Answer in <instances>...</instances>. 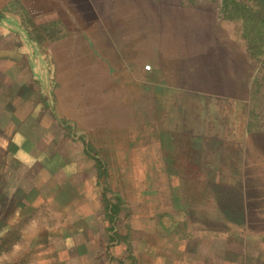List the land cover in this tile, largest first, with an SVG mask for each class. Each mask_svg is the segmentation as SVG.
<instances>
[{"label": "rangeland", "instance_id": "374dc122", "mask_svg": "<svg viewBox=\"0 0 264 264\" xmlns=\"http://www.w3.org/2000/svg\"><path fill=\"white\" fill-rule=\"evenodd\" d=\"M220 2L72 0L59 7L63 20L48 5L13 6L20 11L21 26L0 24V264H36V254L49 250L50 238L69 234L77 242L105 243L110 232L97 191H105L112 202L122 199L123 211L115 215L117 238L129 228L136 237L153 239L176 230L198 240L195 249L203 260L211 250H224L218 244L229 238L240 253L232 254L237 263H253L258 253L264 258V54H250L241 21L224 18ZM28 18L36 25L56 21L60 36L39 45L25 28ZM66 31L71 52L55 62L50 45ZM116 32L126 35V41L136 40L143 51L145 42L153 41L157 53L166 50L157 45L159 38L180 41L179 106H193L182 96L184 89L206 99L199 121L208 126L213 144L201 141L192 148V143H180L179 149L163 150L159 121L153 131L139 117L120 128L106 125L105 118L77 116L80 110L61 118L49 106L53 80L57 88L65 83L74 90L64 93L79 104L88 96L87 87H99L103 68L98 65L104 58L111 62V72L117 62L129 64L132 52L111 51L120 39ZM194 72L199 77L193 84L186 76ZM63 119L71 123L65 125ZM84 140L94 148L91 155L105 163L104 185L96 183V163L84 151ZM162 150L172 151L163 165ZM177 153L187 154L178 165ZM163 169L180 175L154 174ZM88 191L95 204L99 201L97 212H80ZM163 220L173 226L163 227Z\"/></svg>", "mask_w": 264, "mask_h": 264}, {"label": "crops", "instance_id": "0c3cea01", "mask_svg": "<svg viewBox=\"0 0 264 264\" xmlns=\"http://www.w3.org/2000/svg\"><path fill=\"white\" fill-rule=\"evenodd\" d=\"M71 2L72 0H0V24L2 27H5V25H7L6 22H10L7 26L16 27L18 25L20 27L22 16L18 14L20 12L19 9H15L13 6L26 5L30 3L50 6V11L57 12L60 15V19L63 20L60 13L62 10L59 7L63 5L67 7L71 4ZM67 10L68 9H64V13H67ZM68 12H70V10H68ZM133 32L135 33L136 30L133 29L131 33ZM69 36V31L68 33L66 31V33L62 35V39H59L61 41L56 40L57 42L50 45V53L54 61L57 59V56L61 59L63 54L64 57L67 58L68 55L66 56V54L71 52L70 45H66L69 44ZM115 36H118L120 39L116 37L117 39L113 44L111 51L113 52V49H117L120 52H128L129 54L132 52L133 57L129 59V64L127 65L123 61L121 63L117 62L111 72L109 69L111 62L104 58V63H99L98 65L100 68H103L102 72H98L100 79H98L99 81H97V83L100 84L99 87L97 89L87 87L86 92L88 93V96L85 99H81V103L79 104L75 97L67 96V94L64 93V91L67 90H74L67 87V84L65 83H62L60 88H57L55 86L57 82L54 78L55 80H53V83L55 84L52 88V100H46V102H49V106L57 110L61 118H63L62 116L71 117L73 113L70 112L71 110H80L81 112L77 113V116L105 118L108 120L106 125H118L120 128H122V125L127 123H135L133 120L139 117L144 119V123L150 124V129L153 131L154 129L156 130L155 122L157 123L159 121L161 124H157L156 126L158 129H161V131L159 130V133L161 134L160 146L163 150L165 148L175 149L177 147V149H179L180 143H186V146L187 144L192 143V148H196L201 141V143L205 142L207 144H213L214 139L212 137L210 138L211 134H209L210 130L208 126L201 125L199 121L200 118H202L201 115L203 114L200 110L201 103L206 99L200 97V94L195 95L187 93L190 89H184L182 90V96L187 99L189 98L193 102V106L189 108L179 106L181 94L180 71L178 69H180V60L179 56L176 55L180 51V41L168 40L167 43V40L164 39L163 35H160V37L163 38H159L157 40V45L164 46L166 50H161L157 53L153 50V41H150L149 43L145 42V45H148L145 46L143 51L141 48H138L136 40L126 41V35L124 36L123 33L119 32ZM101 40L102 39H100V42ZM102 45L104 46L105 42ZM58 46H60V49L57 52L56 48H58ZM63 46H65V48ZM109 46H106V48L109 49ZM168 49L172 50L168 51ZM60 54L62 55L60 56ZM147 62H150L152 65L149 69L144 68L145 63ZM182 67V69L185 68V63ZM90 72L94 74L93 69ZM196 76L199 77V74L194 72V75L192 74V76L186 77L194 79L191 82L194 84L197 81ZM89 82L94 83V79H90ZM91 92H95L97 95L91 97L89 95ZM214 100L215 98H208L207 102H212ZM132 118L133 120L130 121L129 119ZM62 122L65 125H69V123H71L69 120L66 121L64 119ZM102 122L104 124V121H98L97 123L100 124ZM148 128L146 127V129ZM81 131L84 130L81 129ZM84 142L88 141L84 140ZM185 149L190 148L187 147ZM163 150L161 152L160 159L161 165H163V161H165V157H167L165 154L170 155L172 153V151L170 153H166ZM184 155L187 154L177 153L176 162L174 164L178 165V159H180V156L184 157ZM165 163L167 162L165 161L164 164ZM163 170L164 172H157L154 174L165 175L164 177L166 178L169 174L176 175L179 173H169L167 169ZM95 176L96 183L98 184L99 180L97 178V170ZM153 178L156 179V177ZM87 193V197H89L91 191H88ZM104 193L102 191L101 193L99 191L96 192L97 196H101V207L105 217H107V222H104V227H106L108 232H110V234L107 235V241L102 243V245L98 243V241H93V239L86 242H83V240L77 242V240L75 241L73 239L72 234H69L71 236H65L63 238L60 237L56 240L50 238L48 242L49 250L42 252V254H36L37 258H35L36 262L34 263L210 264V258L212 257L211 259L213 261H211V264H264V258L259 253L256 255V261L253 263H249L248 260H244L245 263L243 260L239 261L241 263H237L238 261L233 258L232 254H238L239 252L232 249L231 238H229L227 242H224L223 246L218 244V246L224 248V250L217 252V249H214L211 250V253L207 252L206 254L209 256L208 260H203L201 256H199V253H197L195 245H198L199 242L196 238H183L176 230L170 231L168 235H161L160 237L153 239L149 237H136L130 232L129 228L127 232L121 233L122 235H119L117 238L114 236L116 217L114 216V219L111 220L106 215L109 210L104 204ZM117 196L120 197L119 195ZM87 199V202H82L84 204V208H82L80 212H97L99 210V201L96 200L95 204V200L92 199L91 196ZM116 201H113L112 203L116 207L115 213L119 214L123 211L121 204L122 199L118 198ZM160 225L166 227L167 229L170 225L173 226L171 222L165 220L160 222ZM146 226L151 227L152 223H146ZM115 229H117V231L120 230V228L116 226ZM132 232H134L133 228ZM46 243L47 242H44V244ZM261 251H263V248L260 247V252ZM46 252H49V254L47 255ZM43 253L47 256H41ZM38 258H40V261Z\"/></svg>", "mask_w": 264, "mask_h": 264}, {"label": "trees", "instance_id": "16d2710c", "mask_svg": "<svg viewBox=\"0 0 264 264\" xmlns=\"http://www.w3.org/2000/svg\"><path fill=\"white\" fill-rule=\"evenodd\" d=\"M220 12L224 18L241 21L242 36L246 39L248 50L252 56L257 57L264 54V0H221ZM28 22V26H30L25 27L28 35L30 39L39 45H43V43H47V41L60 36V27L56 21L36 25L28 18ZM84 144V151L87 154H95L94 148L89 142H84ZM92 158H94L96 163L99 183H103L104 185L107 175L105 163L96 155L92 156ZM103 187L105 190L106 187ZM103 200L106 208L109 210L106 215L113 220L117 214L115 213L116 207L105 195H103Z\"/></svg>", "mask_w": 264, "mask_h": 264}, {"label": "built area", "instance_id": "2783aa9c", "mask_svg": "<svg viewBox=\"0 0 264 264\" xmlns=\"http://www.w3.org/2000/svg\"><path fill=\"white\" fill-rule=\"evenodd\" d=\"M144 68H145V69H149V68H150V65H149V64H145V65H144Z\"/></svg>", "mask_w": 264, "mask_h": 264}]
</instances>
